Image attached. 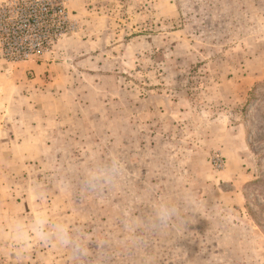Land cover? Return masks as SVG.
Instances as JSON below:
<instances>
[{
  "label": "rangeland",
  "instance_id": "obj_1",
  "mask_svg": "<svg viewBox=\"0 0 264 264\" xmlns=\"http://www.w3.org/2000/svg\"><path fill=\"white\" fill-rule=\"evenodd\" d=\"M64 2L51 52H0V264H264V0ZM35 209L82 250L18 252Z\"/></svg>",
  "mask_w": 264,
  "mask_h": 264
},
{
  "label": "built area",
  "instance_id": "obj_2",
  "mask_svg": "<svg viewBox=\"0 0 264 264\" xmlns=\"http://www.w3.org/2000/svg\"><path fill=\"white\" fill-rule=\"evenodd\" d=\"M76 28L64 0H4L0 3V52L10 62L51 52Z\"/></svg>",
  "mask_w": 264,
  "mask_h": 264
},
{
  "label": "clouds",
  "instance_id": "obj_3",
  "mask_svg": "<svg viewBox=\"0 0 264 264\" xmlns=\"http://www.w3.org/2000/svg\"><path fill=\"white\" fill-rule=\"evenodd\" d=\"M110 179L108 174H91L89 180L93 183ZM39 199V197H37ZM175 210L162 205L157 208L156 220L159 224H166L174 215ZM11 230L14 234V243L18 252H23L25 246L32 241L53 242L70 248L73 252L82 250L80 241L75 240L67 226L58 220H53L50 214L43 209H35L26 221L20 216L13 219Z\"/></svg>",
  "mask_w": 264,
  "mask_h": 264
},
{
  "label": "crops",
  "instance_id": "obj_4",
  "mask_svg": "<svg viewBox=\"0 0 264 264\" xmlns=\"http://www.w3.org/2000/svg\"><path fill=\"white\" fill-rule=\"evenodd\" d=\"M77 41V40H76ZM80 41V40H79ZM74 50H70L68 51V53H70L69 56H72L74 53L73 52ZM75 54L80 52V47H79V50L78 49H75ZM66 56L65 55V52L64 54H62V57ZM68 56V57H69ZM74 63L70 64L73 66ZM45 66V63H39V64H36V63H31L28 65V68H32L34 70V72L38 75L39 73H41V67L42 66ZM76 65L77 66H80V59H78L76 61ZM48 66L50 67L49 70H52V64H49L48 63ZM46 68V67H44ZM47 69V68H46ZM9 69H5V66H3L0 62V89H5V87H11L12 90L14 91H17L19 92L22 88H25L27 87L26 86V82L25 83H22L20 81V79L18 78V76H23L26 74L25 70H17V71H10V72H7ZM55 71V70H54ZM31 72V71H29ZM16 74H17V78H16ZM53 82H57V80H53L52 82H49L50 84H53ZM28 84V83H27ZM31 87V86H29Z\"/></svg>",
  "mask_w": 264,
  "mask_h": 264
},
{
  "label": "trees",
  "instance_id": "obj_5",
  "mask_svg": "<svg viewBox=\"0 0 264 264\" xmlns=\"http://www.w3.org/2000/svg\"><path fill=\"white\" fill-rule=\"evenodd\" d=\"M248 101H249V98H248ZM258 182H260L259 180H255L254 182H252L253 184H255V183H258ZM263 207V206H262ZM260 222H258V224H259Z\"/></svg>",
  "mask_w": 264,
  "mask_h": 264
}]
</instances>
